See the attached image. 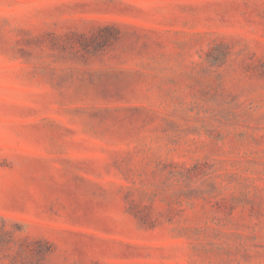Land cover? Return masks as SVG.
Here are the masks:
<instances>
[{"label": "rangeland", "instance_id": "1", "mask_svg": "<svg viewBox=\"0 0 264 264\" xmlns=\"http://www.w3.org/2000/svg\"><path fill=\"white\" fill-rule=\"evenodd\" d=\"M0 264H264V0H0Z\"/></svg>", "mask_w": 264, "mask_h": 264}]
</instances>
